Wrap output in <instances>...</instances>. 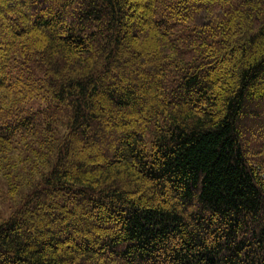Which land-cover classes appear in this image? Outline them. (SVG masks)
<instances>
[{
    "label": "trees",
    "instance_id": "16d2710c",
    "mask_svg": "<svg viewBox=\"0 0 264 264\" xmlns=\"http://www.w3.org/2000/svg\"><path fill=\"white\" fill-rule=\"evenodd\" d=\"M0 264H264V0H0Z\"/></svg>",
    "mask_w": 264,
    "mask_h": 264
},
{
    "label": "rangeland",
    "instance_id": "374dc122",
    "mask_svg": "<svg viewBox=\"0 0 264 264\" xmlns=\"http://www.w3.org/2000/svg\"><path fill=\"white\" fill-rule=\"evenodd\" d=\"M6 186L4 184V181L0 177V212L7 214V206L6 203H3L4 196H5Z\"/></svg>",
    "mask_w": 264,
    "mask_h": 264
}]
</instances>
